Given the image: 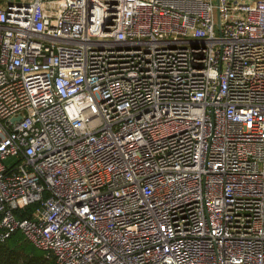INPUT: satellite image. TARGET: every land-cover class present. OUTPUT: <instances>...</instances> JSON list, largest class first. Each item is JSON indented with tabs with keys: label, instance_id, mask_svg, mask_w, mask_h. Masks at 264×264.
I'll list each match as a JSON object with an SVG mask.
<instances>
[{
	"label": "built area",
	"instance_id": "2783aa9c",
	"mask_svg": "<svg viewBox=\"0 0 264 264\" xmlns=\"http://www.w3.org/2000/svg\"><path fill=\"white\" fill-rule=\"evenodd\" d=\"M15 231L55 264H264V0H0Z\"/></svg>",
	"mask_w": 264,
	"mask_h": 264
},
{
	"label": "trees",
	"instance_id": "16d2710c",
	"mask_svg": "<svg viewBox=\"0 0 264 264\" xmlns=\"http://www.w3.org/2000/svg\"><path fill=\"white\" fill-rule=\"evenodd\" d=\"M32 208L33 205H30L18 215L31 216ZM0 264H55V261L28 241L20 231H15L6 240L0 241Z\"/></svg>",
	"mask_w": 264,
	"mask_h": 264
},
{
	"label": "rangeland",
	"instance_id": "374dc122",
	"mask_svg": "<svg viewBox=\"0 0 264 264\" xmlns=\"http://www.w3.org/2000/svg\"><path fill=\"white\" fill-rule=\"evenodd\" d=\"M13 160H15L14 157H9L8 159H6V162H10V161H13ZM37 250L40 251L39 249H37Z\"/></svg>",
	"mask_w": 264,
	"mask_h": 264
}]
</instances>
